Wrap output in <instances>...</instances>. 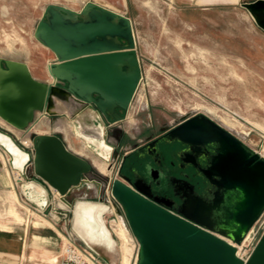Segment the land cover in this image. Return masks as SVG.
<instances>
[{"label":"water","instance_id":"95a60500","mask_svg":"<svg viewBox=\"0 0 264 264\" xmlns=\"http://www.w3.org/2000/svg\"><path fill=\"white\" fill-rule=\"evenodd\" d=\"M241 6L264 29V0ZM34 37L54 54L56 62L48 71L65 88L41 83L26 64L0 58V118L16 129H26L36 111L53 114L52 97L59 90L84 105L72 120L75 132L106 147L107 156L97 153L106 162L117 159L106 123L124 118L121 114L129 110L142 80L131 20L92 2L80 12L49 4ZM0 135L12 146L0 140L11 168L19 172V193L40 211L49 207L50 199L38 180L65 196L91 172L89 163L69 152L56 136H35L32 155L1 128ZM168 136L190 146H219V155L203 172L217 189L213 198L191 190L175 212L154 198L150 188L141 187L140 180L133 182L125 175L116 179L111 194L122 205L139 244L136 264H264V233L246 263L236 256L233 245L243 242L264 212V159L202 114L185 119ZM30 167L35 175L28 174ZM82 202L103 206L104 223L112 210L105 203L75 202L71 226L88 245L89 239L76 224ZM93 227L98 234L99 223Z\"/></svg>","mask_w":264,"mask_h":264},{"label":"rangeland","instance_id":"374dc122","mask_svg":"<svg viewBox=\"0 0 264 264\" xmlns=\"http://www.w3.org/2000/svg\"><path fill=\"white\" fill-rule=\"evenodd\" d=\"M27 1L22 3L26 10V38L30 37L42 52H47L32 33L41 12H35L33 3ZM88 1L95 0H40L36 4L40 9L52 3L79 11ZM144 1L140 0L135 7L126 0L127 12L137 21L133 29L142 80L122 126L133 140H142L147 130L156 133L161 126L172 127L202 114L264 159V29L241 6L257 0H148V4ZM7 2L9 9L15 10L10 11V17L16 18L19 3ZM8 34L13 40L12 32ZM1 47H7L6 41ZM54 122L44 126L38 120L34 130L49 133ZM110 165L100 166L106 176L96 170L91 175L99 182L96 188L102 193L116 176L113 164ZM106 168L110 174H105ZM96 182L73 189L69 200L76 197L97 202L90 200L95 199ZM259 219L243 245L252 248L261 238L264 212ZM113 220L109 218V223L116 231L119 223ZM124 223L125 226L121 225L128 230L138 251L139 244L126 220Z\"/></svg>","mask_w":264,"mask_h":264},{"label":"crops","instance_id":"0c3cea01","mask_svg":"<svg viewBox=\"0 0 264 264\" xmlns=\"http://www.w3.org/2000/svg\"><path fill=\"white\" fill-rule=\"evenodd\" d=\"M23 1L26 2L27 0H16L17 4L19 3V12L15 14L16 18H14L10 17L12 14L10 11H13L14 9H9L6 5L8 3L7 0H0V58L3 61L12 60L24 63L27 65L31 76L35 80L41 83L55 84L60 88H65L63 83L53 80L48 71V66L56 62L54 54L47 47V52H42L41 48L36 46L34 41L30 40V37V39L26 38L24 31L26 28V10L25 7H23ZM95 1L88 2H92L99 7L107 8L122 16L128 17L131 20L133 28L137 26V21H135L132 15L127 12L126 0ZM27 2L33 3V9L35 12H41V16H38L37 20L33 23L34 29L32 33L33 38L35 39V27L43 18L45 8L49 4L45 5L43 9H40L39 4H36L40 2V0H28ZM145 3L148 4V0ZM130 4L132 6L135 5L136 7L140 4V0H130ZM20 6H22L21 9ZM82 8L79 11H73L80 12ZM7 32H12L11 35L14 38L12 43L14 45H12L11 48L8 47V45L4 48L1 47L6 41L3 36H6ZM17 37L18 40H15ZM52 103L54 104V108H56V112L51 111L53 114H50L46 111H36L33 122L30 123L26 129H16L1 118L0 128L10 133L16 141L32 155H34V137L38 135H51L58 137L69 152L87 161L91 167V172L84 177V182L81 185L73 189H78L86 183L96 182L95 179L91 177L95 170L98 171L100 175H104L100 170V166L102 164H107V168H110V164H113L112 171L116 173V176L110 183L108 190H111V185L114 180L120 179L119 171L122 163L121 157L123 158L126 153H123L121 156L122 152H120L117 159H112L110 162H106L95 151L88 147L83 139L79 136L77 137L73 130L72 120L79 112H81L84 106L78 98L59 94L58 96L53 97ZM128 111L120 122L115 123L110 120L106 123L110 130L108 141L111 145L115 144L117 136H119L121 132L129 135L128 131L122 126V124L127 121ZM38 120L44 126H52L53 120H55L54 128L49 133L36 132L34 127ZM25 138H27L29 142H24ZM9 161V156L0 147V264H54L61 258L66 238L69 236H71L82 247L89 249L95 255L98 264H136L138 251L137 247L134 246V242L132 246L122 247L120 239L117 237L114 228H112L109 223V218H113L114 223L118 220V218L114 217L113 211L110 214L105 215V224L111 233L114 244L110 246L103 242H89L87 245L71 226L74 204L76 201L84 200L76 197L69 200L68 195L71 191L73 192V189H71L70 192L64 196V200L67 204L61 201L58 202L56 207L60 208L58 212L52 211L51 208L45 212H41L27 202L19 193L17 188L18 182L21 181L19 172L11 168ZM28 174L30 176L35 175L32 167H30ZM38 181L46 189L49 199L52 200V188L44 180ZM98 183L99 182H96L97 186H95V199L90 200H98L97 202L99 203L109 205L102 201L108 190L105 193H102L101 190L96 188L98 187ZM87 188H90L89 184L87 185ZM60 203L62 206L59 205ZM121 219L123 221L126 220L124 215Z\"/></svg>","mask_w":264,"mask_h":264},{"label":"flooded vegetation","instance_id":"af4514ba","mask_svg":"<svg viewBox=\"0 0 264 264\" xmlns=\"http://www.w3.org/2000/svg\"><path fill=\"white\" fill-rule=\"evenodd\" d=\"M125 115L126 112L121 114L122 117ZM183 121L172 127H160L156 133L147 130V136L142 140H133L121 132L113 145L119 154L126 153L121 161L119 177L125 175L133 182L140 180L141 187L150 188L154 198L175 212L181 208L184 195L191 190L200 196L213 198L217 189L203 172L219 155V146L214 143L190 146L172 140L168 133Z\"/></svg>","mask_w":264,"mask_h":264},{"label":"bare ground","instance_id":"6f19581e","mask_svg":"<svg viewBox=\"0 0 264 264\" xmlns=\"http://www.w3.org/2000/svg\"><path fill=\"white\" fill-rule=\"evenodd\" d=\"M5 38H6V42H7L8 47L11 48L12 43H13L12 38L9 35H6ZM13 52H15V51H13ZM59 94H64V93L60 92L59 90H54L53 97L58 96ZM64 95H68V94H64ZM53 97H52V100H53ZM53 107H54V104L51 103V107H50L51 111L56 110ZM74 132H75V127H74ZM75 134L77 136H79L78 133L75 132ZM0 140L2 142H4L9 148L12 149L11 144L8 143L6 141V139L4 137H2L1 135H0ZM24 142L27 143V142H29V140L27 138H25ZM85 142L87 143L88 147H90L96 153H101L104 156L108 155L107 148L104 147L100 142H97L96 140H94L92 138H89V139L87 138V141H85ZM104 172H105V174H110V172L108 171L107 168L104 169ZM59 205L62 206L61 203ZM104 211H105V208L101 205L82 202L79 204L78 211L76 214V224H77L78 228L82 229V231L85 232V233H83V232H81V233L79 232V233L82 234V236H84L85 238L87 237L90 242H92V243H102L103 242V243H106L107 245L111 246L114 244V240L111 236V233H110L108 227L105 225L103 218H101V213ZM94 222L99 223V231H98L99 233L98 234H96L94 231V227H93ZM117 222L119 223L118 224L119 226H118V229L115 231V233H116L117 237L120 239V241L122 243V247L132 246L133 239L130 237V235H129L128 231L125 229V227H123L121 225V223H122L125 226L124 221L120 217H118Z\"/></svg>","mask_w":264,"mask_h":264},{"label":"built area","instance_id":"2783aa9c","mask_svg":"<svg viewBox=\"0 0 264 264\" xmlns=\"http://www.w3.org/2000/svg\"><path fill=\"white\" fill-rule=\"evenodd\" d=\"M51 190H52V200L50 199L49 207L46 210L51 208L52 211L58 212V210H60V208H56L58 205V202L61 201L66 204L67 202L64 200V196H62L57 190L53 188ZM102 201L108 203L111 206V209L114 212L115 218L123 217L124 215L123 207L112 196L111 190L107 191L104 197V200ZM46 210L41 211V212H45ZM259 222H260V219L256 221V223L253 225V227L249 231L248 235L255 231V227L258 225ZM257 243L252 248H250L249 246H245L242 243L240 245L233 244L236 248V256L240 260H242L244 263H246L248 259L250 258L253 250L255 249ZM54 264H98V261L95 255L89 249H87L86 247H82L71 236H69L66 238V243L64 245L63 254L61 258L58 261H56Z\"/></svg>","mask_w":264,"mask_h":264}]
</instances>
